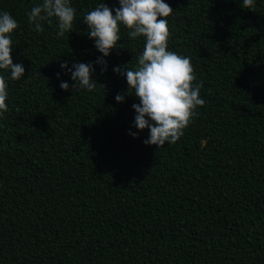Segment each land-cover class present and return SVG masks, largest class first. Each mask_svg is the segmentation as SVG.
I'll return each mask as SVG.
<instances>
[{"label":"trees","instance_id":"obj_1","mask_svg":"<svg viewBox=\"0 0 264 264\" xmlns=\"http://www.w3.org/2000/svg\"><path fill=\"white\" fill-rule=\"evenodd\" d=\"M36 2L0 0L25 67L0 116V264H264V0H167L168 47L205 103L159 148L132 124L138 98L114 99L127 83L113 66H134L142 38L121 26L96 87L62 90V61L102 55L82 22L98 0H72L62 36L54 18L29 24Z\"/></svg>","mask_w":264,"mask_h":264},{"label":"clouds","instance_id":"obj_2","mask_svg":"<svg viewBox=\"0 0 264 264\" xmlns=\"http://www.w3.org/2000/svg\"><path fill=\"white\" fill-rule=\"evenodd\" d=\"M248 8L254 0H240ZM173 8L167 0H118V6L109 7L104 0H98L95 7L85 11L82 22L87 26V35L94 47L101 53L95 61L60 63V69L70 74L68 80H60L62 90H93L97 82L93 78L94 64L101 65L100 72L107 69V57L120 47V28L128 29L129 38H142L143 47L136 54L132 67L114 65L113 71L124 76L125 94L116 93L115 101L123 102L126 94L134 95L138 102L133 126L148 129L144 144H155L158 148L176 142L197 114L198 106L205 103L200 95L202 82L196 79L191 58L168 47L169 27L167 17ZM29 24L42 30L41 21L52 23L55 19L57 35H64L73 27L77 10L72 0H37L26 12ZM18 20L5 9H0V116L8 110V82L20 80L25 72L21 62H13L11 52L12 32L18 27ZM121 48V47H120ZM57 77L60 72L56 73ZM193 81H196L193 83ZM133 137L139 133L131 131Z\"/></svg>","mask_w":264,"mask_h":264}]
</instances>
